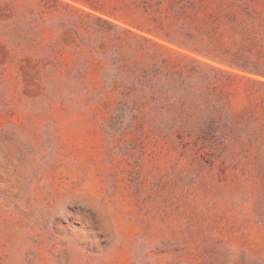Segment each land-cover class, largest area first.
Here are the masks:
<instances>
[{"label":"rangeland","instance_id":"374dc122","mask_svg":"<svg viewBox=\"0 0 264 264\" xmlns=\"http://www.w3.org/2000/svg\"><path fill=\"white\" fill-rule=\"evenodd\" d=\"M0 264H264V0H0Z\"/></svg>","mask_w":264,"mask_h":264}]
</instances>
